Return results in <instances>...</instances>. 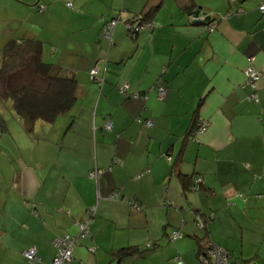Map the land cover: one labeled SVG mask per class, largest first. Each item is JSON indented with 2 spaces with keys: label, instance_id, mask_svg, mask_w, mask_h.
Listing matches in <instances>:
<instances>
[{
  "label": "crops",
  "instance_id": "0c3cea01",
  "mask_svg": "<svg viewBox=\"0 0 264 264\" xmlns=\"http://www.w3.org/2000/svg\"><path fill=\"white\" fill-rule=\"evenodd\" d=\"M4 3L33 23L24 39L40 41L44 61L79 87L70 114L37 126L50 145L42 140L28 159L17 156L12 176L0 178V264H52L54 240L74 237L93 207L91 235L76 240L74 264H202L204 245L227 250L234 264H264L261 0ZM157 8L155 27L130 37L126 25ZM111 20H120L112 41L104 30ZM251 61L261 74L258 104L244 85ZM125 85L129 95L150 91L147 100L122 95ZM194 117L209 126L187 140ZM183 177H199L201 190H184ZM115 191L119 200H110ZM174 231L184 237L172 242ZM33 247L37 263L23 256ZM128 248L140 253L121 257Z\"/></svg>",
  "mask_w": 264,
  "mask_h": 264
},
{
  "label": "trees",
  "instance_id": "16d2710c",
  "mask_svg": "<svg viewBox=\"0 0 264 264\" xmlns=\"http://www.w3.org/2000/svg\"><path fill=\"white\" fill-rule=\"evenodd\" d=\"M68 7L72 8V4H68ZM157 13L158 8L150 9L144 12L139 19L138 17L134 18L133 22L139 21L142 23H153ZM93 71L94 70L91 71V76ZM23 73H28L29 77L20 81L19 77ZM95 78L96 76L94 78L92 76V80H95ZM99 84L100 86L104 85V83ZM78 87L79 84L75 78L67 76L62 70L56 68L53 64L44 61L43 44L40 41L34 39L10 40L5 45L0 66V100L3 102L10 101L13 104L15 112L21 119L24 129L28 134H33L39 124L54 125L61 117L70 114L75 108L77 102ZM161 87L166 90L165 87L159 86L158 93ZM118 90L122 95H127L130 99H141L143 101H146L150 94V91H148L136 95H129L128 90L126 92H122L121 89ZM166 94L167 90L165 96H159V98L164 99ZM139 120L141 122H138ZM203 121L204 120H200L196 117L192 119L187 131V140L196 137V134L200 129L199 125ZM136 122L146 128L153 127V125L151 127L147 126V123L152 121L143 120L140 117L136 119ZM198 178L199 177H183L182 184L184 190L200 191L202 181L200 184H196ZM196 186L197 190H193ZM202 227H204V225H202ZM212 248L213 246H201V250L198 253V259L201 263L202 257H207L208 250ZM139 253L138 249L128 248L122 250L119 255L124 257L126 255H137Z\"/></svg>",
  "mask_w": 264,
  "mask_h": 264
},
{
  "label": "built area",
  "instance_id": "2783aa9c",
  "mask_svg": "<svg viewBox=\"0 0 264 264\" xmlns=\"http://www.w3.org/2000/svg\"><path fill=\"white\" fill-rule=\"evenodd\" d=\"M46 10L45 6H41L40 11L44 12ZM261 13H264V0H261V5L259 8ZM120 22L117 20H111L109 22H105V34L108 39L112 41V35L114 32V29L116 28L117 24ZM154 23H142L139 21L134 22L133 24H127L126 30L131 37H136L137 34H139L141 31L154 27ZM216 29L215 25H210L207 27V31L210 33H213ZM140 31V32H139ZM97 71L94 70L92 72L93 78L96 76ZM246 76V82L245 86L249 87L252 91V93L249 95L248 100L250 102H259V97L257 94V82L260 79L261 74L252 67V61L250 67L245 72ZM122 92H126L128 90V87L125 85L124 87L120 88ZM166 93V90L164 88L159 89V96L164 97ZM138 122H141L140 120ZM153 125L152 122H148L147 126L151 127ZM209 123L206 121H203L199 127V131L196 135H202L204 134L208 129ZM106 129L111 131L112 130V124L106 123ZM92 178H97V172H93L91 174ZM201 179H197L196 184H200ZM197 190V186L193 188V190ZM120 197V191H115L109 196L110 200H119ZM29 205V203H27ZM139 210L142 209V206L138 205L137 203L134 204ZM96 213V207H93L88 210L87 212V219L85 221H80L76 223L77 229L79 231L77 236L72 237L71 235H65L62 237H57L54 240V246L57 249V254L53 260L52 264H74V254H73V248L76 243V240L78 238H86L91 235V227L94 223V217ZM183 234L180 231H174L170 235V240L172 242H176L178 240H181L183 238ZM149 247H151L149 245ZM207 257H202V264H233V256L231 253H229L227 250L220 248V247H213L212 249L208 250ZM24 258L31 263H37L40 261L37 253L36 248H30L23 252ZM178 264H184L180 258L177 259ZM249 264H256V263H249Z\"/></svg>",
  "mask_w": 264,
  "mask_h": 264
},
{
  "label": "rangeland",
  "instance_id": "374dc122",
  "mask_svg": "<svg viewBox=\"0 0 264 264\" xmlns=\"http://www.w3.org/2000/svg\"><path fill=\"white\" fill-rule=\"evenodd\" d=\"M0 6L2 7L1 11L6 14V17L3 19L5 21L0 23L1 66L5 45L10 40L31 38L33 23L21 20L22 18L19 16L22 14V10L16 11L14 7L11 8L9 4H5L4 0H0ZM11 15L17 18H13ZM27 77H29V74L23 73L19 77V80L22 81ZM38 128L33 134H28L24 129L21 119L15 112L13 104L10 101L3 102L0 100V178H9L12 176L10 161L18 162L16 159L17 156L28 159L31 152L35 150V147L42 140L45 141L41 142V145H50V142L47 140L49 137L48 132H45L44 129L38 130ZM78 233L79 231H77Z\"/></svg>",
  "mask_w": 264,
  "mask_h": 264
},
{
  "label": "water",
  "instance_id": "95a60500",
  "mask_svg": "<svg viewBox=\"0 0 264 264\" xmlns=\"http://www.w3.org/2000/svg\"><path fill=\"white\" fill-rule=\"evenodd\" d=\"M239 1V0H238ZM192 17L198 18L200 13L199 11H194L193 13L190 14Z\"/></svg>",
  "mask_w": 264,
  "mask_h": 264
},
{
  "label": "bare ground",
  "instance_id": "6f19581e",
  "mask_svg": "<svg viewBox=\"0 0 264 264\" xmlns=\"http://www.w3.org/2000/svg\"><path fill=\"white\" fill-rule=\"evenodd\" d=\"M128 24H131V23H128ZM140 32V31H139Z\"/></svg>",
  "mask_w": 264,
  "mask_h": 264
}]
</instances>
